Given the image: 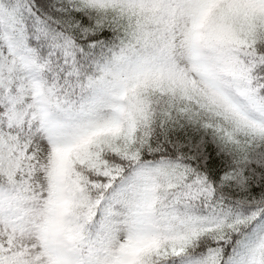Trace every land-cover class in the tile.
<instances>
[{"label": "trees", "instance_id": "1", "mask_svg": "<svg viewBox=\"0 0 264 264\" xmlns=\"http://www.w3.org/2000/svg\"><path fill=\"white\" fill-rule=\"evenodd\" d=\"M166 1L0 0V21L40 69L38 124L52 147L45 229L55 264L106 254L104 203L119 187L131 190L127 206L149 222L109 264L195 256L228 264L264 211V3L196 0L189 56L216 97L144 71L116 87L104 125L93 119L114 72L158 46L144 17ZM146 166L141 184L129 179ZM11 167L0 153V195L14 185ZM211 219L220 224L206 228ZM154 229L163 237L157 248L148 239L158 238ZM180 235L190 239L185 252H168ZM255 264H264V245Z\"/></svg>", "mask_w": 264, "mask_h": 264}, {"label": "rangeland", "instance_id": "2", "mask_svg": "<svg viewBox=\"0 0 264 264\" xmlns=\"http://www.w3.org/2000/svg\"><path fill=\"white\" fill-rule=\"evenodd\" d=\"M86 1L100 7L110 6L112 2ZM194 7L195 0H171L164 3L160 14L151 12L145 15L144 23L153 25L145 32L159 44L149 56L139 55L134 61L128 59L114 72L110 87L95 100L93 119L96 123L104 125L112 116V97L116 87H122L144 71L182 82L194 94L216 97L214 88L199 77L188 53ZM149 10H154V7H149ZM0 40V76L3 77L0 89V153L10 162L14 180L11 191L0 195V264H55L49 254L45 229V217L52 199L48 176L52 148L38 124L43 102L38 91L37 74L40 70L21 37L18 38L1 21ZM148 168L138 167L129 179L141 184V176H145ZM130 195L131 190L123 187L109 195L103 209L108 227L106 254L88 256L84 264H107L131 236L138 237L144 223L128 208L126 203ZM204 224L207 226V222ZM214 224V219L208 221V225ZM186 240L174 243L171 251L183 252L188 243ZM263 245L264 212L229 264H254ZM187 264H203V259L192 263L187 261Z\"/></svg>", "mask_w": 264, "mask_h": 264}]
</instances>
